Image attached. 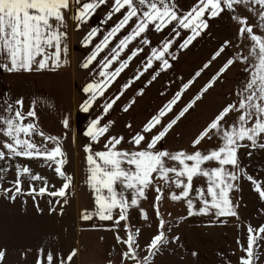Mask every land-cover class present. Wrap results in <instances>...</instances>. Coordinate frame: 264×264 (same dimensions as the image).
I'll return each instance as SVG.
<instances>
[{
  "label": "crops",
  "instance_id": "0c3cea01",
  "mask_svg": "<svg viewBox=\"0 0 264 264\" xmlns=\"http://www.w3.org/2000/svg\"><path fill=\"white\" fill-rule=\"evenodd\" d=\"M87 2L91 1L76 4L72 0L70 9L65 13V27L60 30L67 34L62 43V49L66 45L67 51L61 52V66L53 69L50 61L49 66L42 70H37L35 65L32 71L9 72L0 68V117L14 116L15 110H20L25 116L28 111H35L34 118L27 117L21 121L23 125L32 123L34 132L30 136L21 133L19 138L35 144L40 153L51 152L58 146L64 153L55 161L47 160L44 155L34 154L31 158L10 156L3 145L13 141L0 131V151L5 153V158L0 160V213L3 214L0 228V246L3 249L0 248V251H4L0 264H13L12 248L38 244L56 246L52 264H144L145 257L149 258V264H241V260L246 258L249 227L257 230L253 235L260 237L253 246L254 251L257 246L261 247L260 253L255 251L254 264H264V233L258 232L264 227V199L255 190L252 180L248 179L252 177L264 190V148L239 147V167L224 166L227 172L237 176L231 181L233 189L229 192L235 216H217L215 209L208 214L200 212L204 200L211 202L206 176L193 178L187 199L173 201L172 194L180 195L183 188L176 187L177 177L169 173L167 182L153 174L152 185L145 189L144 197H137V205L127 209L125 220H119V208L112 211V219H101L96 193L88 181L90 165L87 162L89 154L108 151L105 145L112 138H121V143L114 150L129 153L150 150L171 154L181 151L207 154L223 146L221 136L215 132H209L198 145L194 146L193 142L225 107L238 106L246 94V85L257 61L251 55L253 42L249 35L240 32L245 25L233 17L246 20L253 34L264 37L259 19V13L264 9L258 5H236L234 11L225 9L216 17L206 13L204 19L208 27L187 48L181 45L192 33L175 22L159 31L154 24H150L122 48L120 42L132 35L139 19L134 17L110 36L109 33L128 9L114 13V0H106L84 21H77V10ZM169 3L177 15L184 16L197 4V0H169ZM147 10L138 6V16ZM93 31L96 35L87 39ZM105 37H108L107 45L88 68L82 67L104 44ZM166 42L170 43V47L164 59L170 67L164 68L161 61L154 59L152 66L147 67L153 51H162ZM222 47L223 51L217 56ZM134 52L137 53L135 56L132 55ZM230 60L233 63L221 73ZM0 62L6 63L2 57ZM125 62L127 66L108 86L103 87L109 76ZM102 72L105 75L101 76ZM213 80V86L202 92ZM88 84L101 85L103 95L97 91L91 108L83 111L82 106L92 96V93L84 91ZM185 85L188 87L185 88ZM178 93L180 98L171 111L162 116L160 123L151 131L144 132V127ZM197 95H201L199 100H195ZM17 100L23 101L22 107L15 104ZM114 100L115 103L105 112L104 106ZM193 100V106L157 142L155 148L148 149L147 145L153 137ZM9 104L14 106L12 113L7 110ZM240 114L230 112L221 122L223 130L231 131ZM96 120L100 121L97 127H107L108 131L93 140L88 132ZM0 129L6 130V125L0 123ZM138 134L144 136L139 146L134 144V137ZM241 144L250 142L243 141ZM85 147L91 148V153L85 152ZM61 159L66 162L58 165L56 161ZM186 163L191 165L193 162ZM58 166L71 178L64 197L50 195L68 183L55 171ZM166 166L178 170L182 168L178 162L167 159ZM25 167L29 169L27 174L21 171ZM201 167L211 171L221 166L216 161H207ZM32 176L41 179L33 180ZM17 178L21 181L20 194H16L14 189ZM179 179L187 183L186 178ZM116 187L117 192L130 203L133 190L122 185ZM41 188H46L44 194H40ZM5 190L11 191L6 193ZM200 191H203V197ZM12 196L15 199L9 198ZM188 199L192 200V211L197 214L189 215ZM84 216L90 218L84 219ZM161 220L164 221L163 228H160ZM161 231L168 242L150 256V242ZM130 234L135 239L131 249L126 243ZM144 246L146 253H143ZM74 250L76 255L68 261L67 257ZM130 251L134 252L135 258L125 256ZM46 256L36 250L30 251L32 264L38 261L47 264Z\"/></svg>",
  "mask_w": 264,
  "mask_h": 264
},
{
  "label": "snow or ice",
  "instance_id": "6c2138e0",
  "mask_svg": "<svg viewBox=\"0 0 264 264\" xmlns=\"http://www.w3.org/2000/svg\"><path fill=\"white\" fill-rule=\"evenodd\" d=\"M72 0H0V57L3 58L6 63L0 62V68H4L9 72L32 71L33 66H36L37 70L45 69L51 66L53 69L61 66V52H66V45L62 49V43L66 39V32L60 29L65 27V13L70 9ZM76 4H80V0H75ZM106 3V0H91L81 5L77 10L75 19L77 21H84L96 8ZM244 5L249 7L252 5H258L261 9H264V0H197V4L192 10L184 16L177 15L176 11L170 6L169 0H114L113 12L119 13L122 9L127 8L128 11L119 21L116 27L109 35H114L125 27L129 21L134 17L139 19V22L135 25L132 35L127 39L122 40L121 47H126L127 44L143 33L150 24H154L157 30H161L163 27L173 22L177 23L181 28L191 31V36L185 40L182 48H187L202 31L208 27L206 20L204 19L207 13L210 17H216L220 13L227 9L234 11V6ZM138 6L146 7L148 10L144 11L142 15L138 16ZM109 18H111L109 16ZM233 19L237 20L241 25L240 32L247 33L253 42L251 48V55L256 59L254 64V71L251 73L250 82L246 85L245 93L242 96L238 106L236 104L228 105L225 107L216 118L209 124L204 132L193 142L194 146L198 145L201 140L208 136L209 132H215L219 134L223 140V146L218 150H213L210 153L202 154L197 151L194 154H186L181 151L176 154H171L166 151L154 152L150 150H138L131 153L127 151L114 150L115 146L121 143V138H112L108 144L105 145L108 151L96 152L94 155L89 154L87 156V162L90 165V176L88 181L90 187L96 193V204L99 205L98 215L101 219H112V211L116 208L120 209L119 220H125L127 209L132 205L138 204L137 197L145 196V189L153 183V174H156L160 179L167 182L170 177L169 173H174L177 177L175 181L176 187L183 188L180 195L172 194L171 199L178 201L180 199H187L192 188V180L195 176H206L209 179V187L207 188V194L211 197V202L204 200V207L200 209L203 214H208L210 210L215 209L217 216H235L233 202L230 199L229 192L233 189L231 181L237 179V176L233 173L227 172L224 168L225 165H231L233 167H239L237 158V149L242 146H251L264 148V37L253 34L251 26H247L246 20L240 17L234 16ZM259 19L262 22L261 28L264 29V11L259 13ZM96 33L93 31L89 34L87 39H91ZM108 37H105L104 44L96 49V52L90 56L82 67L88 68L89 64L95 59L96 55L107 45ZM147 43V41H145ZM170 43L166 42L162 51H153L152 57L148 60L147 67L152 66V60H158L162 62L164 68L170 67L168 61L164 59L165 53H168ZM48 49H54V52H49ZM223 51V47L216 53L218 56ZM137 53H132L135 56ZM118 55V53H117ZM39 58V59H38ZM131 58V57H130ZM215 58V56L213 57ZM233 61H228V64L221 69V73L230 66ZM127 66V63H122L114 73H112L108 80L105 81L103 87L115 79L116 76ZM207 67V65H205ZM146 70V69H145ZM142 74V73H141ZM158 74V73H157ZM101 76L105 73H101ZM199 75V73H197ZM139 78V77H137ZM155 79V76L153 77ZM215 79V78H214ZM214 80L210 82L202 90L206 92L213 86ZM103 87L99 84H88L84 89L85 93H92L91 98L85 102L82 106L83 111H88L92 106V102L96 99V93L99 91L100 95H103ZM185 88L188 85L184 86ZM202 95V93H201ZM201 95H197L195 100H199ZM180 94L165 106L161 110L158 116L154 117L143 129L144 132H149L153 127L160 123V118L171 111L173 105L179 100ZM116 99H119L117 97ZM193 100L189 103L179 115L173 119L162 131L159 132L151 142L147 145L148 149L155 148L157 142H159L165 134L172 128L176 122L185 115L186 112L195 103ZM112 103L104 106L105 112L112 107ZM16 105L22 107L23 101L17 100ZM14 106L8 105V112H13ZM127 111V108L124 109ZM240 112L236 124L232 126L231 131L223 130L221 122L230 112ZM35 111H28L26 116L20 111L15 110L14 116L8 118L0 117V123L6 125V130L3 131V135L7 136L13 141V143H4L3 147L7 149L10 156H24L31 158L35 155H44L47 160L55 161L57 156H63L64 153L60 147H56L51 152L40 153L36 145L31 143L27 139H20V134L30 136L35 126L32 123L23 125L21 121L27 117H35ZM100 121L96 120L92 123L88 135L96 140L99 136L108 131L107 127H97ZM65 127H67V120L64 121ZM95 130V131H93ZM53 139V138H49ZM144 140L143 135H136L134 137V144L139 146L141 141ZM243 141H248L250 144H241ZM85 152L91 153V148L85 147ZM5 158V153L0 151V160ZM166 159L176 161L182 166L179 170L174 167L166 166ZM186 161L193 162L191 165ZM207 161H216L221 167L213 169L211 171L204 170L201 166ZM58 165H63L66 161L61 159L56 161ZM127 165L128 167H124ZM23 173H29L28 168L21 170ZM55 171L63 177L68 183H65L61 190L50 193L53 196L64 197L66 190L70 186L71 178L66 176L61 168L56 167ZM18 172V177H19ZM186 178L185 184L179 178ZM33 180H40L39 176H32ZM252 183L255 185V190L259 193L260 197L264 199V190L261 186L252 179ZM117 185H122L126 189L133 190V198L129 201L125 200L122 195L117 192ZM14 189L16 194L21 193V181L19 178L14 183ZM106 190V194H105ZM160 192V189H156ZM11 190H5L7 193ZM40 194L46 192V188H41ZM201 197H203V191H200ZM15 199V196L9 197ZM159 199V197L157 198ZM189 215L197 214L193 213V202L188 199ZM89 216H84V219H89ZM145 218H147L145 216ZM164 227V221H160V228ZM257 230H253L249 227V240L246 251V258L241 260V264H253V260L256 258L253 250V246L260 238L258 235H253ZM259 233H264V227L258 230ZM178 239V238H177ZM167 238L163 231L159 232L150 242L149 255H154L162 244L167 243ZM126 243L129 249L135 243L134 236L130 234ZM76 255L75 250L67 257L68 261H71ZM125 256H131L135 258L134 252L130 251ZM4 258V252L0 251V261ZM47 264H52V254L46 256ZM38 264H44V261H38ZM144 264H149V258L145 257Z\"/></svg>",
  "mask_w": 264,
  "mask_h": 264
},
{
  "label": "rangeland",
  "instance_id": "374dc122",
  "mask_svg": "<svg viewBox=\"0 0 264 264\" xmlns=\"http://www.w3.org/2000/svg\"><path fill=\"white\" fill-rule=\"evenodd\" d=\"M2 213H0V217L2 218ZM0 218V228H2V224H3V218ZM68 223L71 224V220L67 221ZM31 237V235H30ZM0 248L3 249V246H0ZM54 249V250H53ZM31 250H36V252H38V254H53V252H56V246H54V248L52 247V245L50 244H46V245H26V246H19L18 248H12L11 250V254H12V262L13 264H32V261L30 260V251ZM254 250V249H253ZM255 251L260 253L261 252V247L257 246L255 248ZM254 251V253H255ZM4 252V251H3ZM147 249L144 246V251L143 253H146ZM256 255V254H255ZM2 261H0V263H2ZM38 264V263H37ZM253 264H254V260H253Z\"/></svg>",
  "mask_w": 264,
  "mask_h": 264
},
{
  "label": "built area",
  "instance_id": "2783aa9c",
  "mask_svg": "<svg viewBox=\"0 0 264 264\" xmlns=\"http://www.w3.org/2000/svg\"><path fill=\"white\" fill-rule=\"evenodd\" d=\"M80 1H91V0H80Z\"/></svg>",
  "mask_w": 264,
  "mask_h": 264
}]
</instances>
